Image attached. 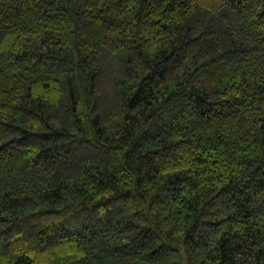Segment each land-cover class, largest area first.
<instances>
[{"label": "trees", "instance_id": "obj_1", "mask_svg": "<svg viewBox=\"0 0 264 264\" xmlns=\"http://www.w3.org/2000/svg\"><path fill=\"white\" fill-rule=\"evenodd\" d=\"M0 264H264V0H0Z\"/></svg>", "mask_w": 264, "mask_h": 264}]
</instances>
